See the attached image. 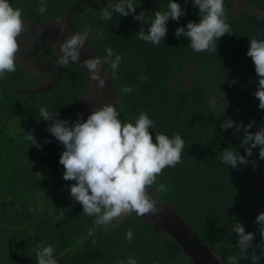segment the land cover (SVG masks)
I'll use <instances>...</instances> for the list:
<instances>
[{
    "label": "trees",
    "instance_id": "1",
    "mask_svg": "<svg viewBox=\"0 0 264 264\" xmlns=\"http://www.w3.org/2000/svg\"><path fill=\"white\" fill-rule=\"evenodd\" d=\"M75 1L48 0L47 11L40 13V0H9L22 9L23 20L36 25L63 20ZM234 1L224 0L231 31L218 39L215 51L194 52L187 38L173 34L189 20L198 22V9L191 0H179L185 14L178 21L169 18L159 45L137 38L136 32L148 25L133 19V14L101 19L97 10L114 0L84 1L72 13L70 27L77 32L91 26L93 34L87 42L97 56H104L107 47L122 55L116 75L109 70L118 118L134 122L145 110L154 121V132L169 136L178 132L185 141L181 162L164 168L148 189L154 198L172 207L224 264H231L233 257L239 264H249L240 259L231 225L239 221L245 234L256 236L254 246L260 243L255 221L264 214V162L259 160V146L247 157L255 168L252 163L233 168L219 157L228 147L245 155L249 145L244 144L243 125L251 123L248 131L255 132L264 124V109L258 108L259 100L253 95L258 75L245 54L248 39L264 33V20L256 13H264V0H241L246 8L240 10L234 9ZM167 3L139 0L136 12L144 11L148 19L155 10H166ZM96 29L103 31V38H95ZM55 51L54 43L37 46V53L47 60L54 58ZM46 62L57 71L51 83H46L48 72L28 74L18 61L16 70L0 81V123L18 122L15 131L0 128V264H37L41 242L53 245L58 264H120L128 256L135 257L137 264H194L172 236L134 213L95 226L94 233L88 234L94 217L84 214L81 204L70 196L67 186L75 181L62 178L63 165L58 163L63 145L46 130L52 121L38 120V111L46 105L57 110L59 118L76 119L72 108L80 104L90 79L79 62L67 67ZM188 67L193 75L186 86L180 77ZM124 85L134 90L122 93ZM226 118L242 125L223 129L220 125ZM149 131L155 142V133ZM159 183L168 190L159 192ZM128 229L133 231L132 243L124 238Z\"/></svg>",
    "mask_w": 264,
    "mask_h": 264
},
{
    "label": "clouds",
    "instance_id": "2",
    "mask_svg": "<svg viewBox=\"0 0 264 264\" xmlns=\"http://www.w3.org/2000/svg\"><path fill=\"white\" fill-rule=\"evenodd\" d=\"M96 2L99 3V0ZM137 3L139 0H114L97 11L101 19L108 21H111L114 14L119 17L133 14L136 21L144 20L148 27L146 30L140 28L136 36L152 45L163 43L169 18L178 21L185 14L179 0H168L166 10H155L151 17L145 19L144 11L136 12ZM191 4L198 9V22L189 20L185 25L177 26L173 34L187 38V46L194 52L215 51L218 39L231 31L224 0H191ZM47 6L48 0H40L38 11L46 12ZM23 31L22 9L14 8L9 0H0V81L6 73L16 70L20 50L17 37ZM57 31L65 36L63 24ZM92 34L91 26L86 25L82 31L66 35L59 44L55 65L67 67L70 63L79 62L89 79L102 89L109 70L112 76L116 75L122 55L107 47L102 57L93 55L81 59V49ZM94 35L96 39H101L104 33L96 29ZM245 54L251 57L254 71L258 75L253 95L259 100L258 108L264 109V33L248 39ZM28 63H32L30 58ZM133 90L134 86L131 85L121 87L122 93ZM210 104L214 106L215 100H211ZM119 116L120 112L115 104L106 102L99 106L93 105L86 119H82L79 113L76 119L59 118L58 111L50 110L46 105H41L38 111V120L52 121L46 130L63 145L58 163L63 165L62 178L75 181L67 186L70 196L81 204L84 214L94 217V227L88 233L90 236L94 233L95 226L106 225L125 213H134L137 217H143L146 213L157 214L160 211L158 201L148 189L157 181L164 168L174 167L181 162L184 151L185 141L182 135L178 132L171 136L164 132H154V121L147 111L141 110L134 122H123ZM234 123L237 128L242 125V122L226 118L220 127L232 128ZM251 127V123L243 125L244 144L249 145L245 148V155H240L231 147L225 148L219 157L223 164L235 168L238 164L252 163L255 168V162L247 160V157L251 156L252 148L257 146L259 160L264 162V124L255 132L248 131ZM149 129L155 133V142ZM29 138L34 140L32 134H29ZM157 190L166 192L168 188L165 183H159ZM255 226L260 243L254 246L255 235L245 234V228L239 221L233 220L231 225V231L237 234L236 247L239 249L240 259L248 260L249 264H260L264 260V214L258 216ZM124 238L132 243L133 231L126 230ZM53 252V245L41 242L36 250L37 264H58ZM249 253L252 254L251 257ZM120 264H137V261L135 257L128 256ZM231 264H239V260L233 257Z\"/></svg>",
    "mask_w": 264,
    "mask_h": 264
},
{
    "label": "water",
    "instance_id": "3",
    "mask_svg": "<svg viewBox=\"0 0 264 264\" xmlns=\"http://www.w3.org/2000/svg\"><path fill=\"white\" fill-rule=\"evenodd\" d=\"M84 1L86 0L75 1L67 10L63 20H49L41 23L38 25L37 31L32 38H26L21 34V36L17 37V40L21 46H35L49 29L58 28L61 24L64 25L65 36L71 35V32L74 31L70 27V17ZM81 52L83 59L96 55L88 42L82 47ZM100 75H103V73H100ZM105 80L106 83L102 89L96 88L100 92L104 102L116 105L115 84L109 74L107 78L105 77ZM44 88L42 87V89ZM158 204L160 211L157 214L146 213L143 215V218L150 220L154 223L155 227H159L162 231L172 236L194 264H224L223 258L217 257L214 251L200 240L198 235L185 224L184 220L172 207L160 201H158Z\"/></svg>",
    "mask_w": 264,
    "mask_h": 264
},
{
    "label": "rangeland",
    "instance_id": "4",
    "mask_svg": "<svg viewBox=\"0 0 264 264\" xmlns=\"http://www.w3.org/2000/svg\"><path fill=\"white\" fill-rule=\"evenodd\" d=\"M233 6H234L235 10H240V9L246 8V4L241 0H235L233 3ZM256 13L259 16L260 20L263 21L264 20V13L261 11H256ZM31 30L32 29L28 28V27H26V29H24L25 32H29ZM46 38H47L48 43H51L52 41H54V43L57 44L56 45V51L54 54V60L56 61V58L59 55V44L65 39V37L62 36L57 31V29L53 28V29L49 30ZM30 50L31 49H28L26 52L29 53ZM40 68L46 69V66L42 65V66H40ZM192 75H193V69L191 67H188L186 72L183 75H181V77H180V79L182 80V83L185 84L186 86H188L189 81H191ZM49 83H51V82H49ZM236 89H237V87H236ZM102 103H103V98H102L100 92L96 88L94 82L89 80L87 83V88L84 91V94L82 96L80 104L78 106H76L75 108H72V111H73L75 116H77V113H79L80 115H87L88 116L93 105L99 106ZM3 127H8L10 131H15V130H17L18 122L15 120H11L10 122L3 121L0 123V128H3ZM10 131H9V133H11ZM120 217H116V219H118Z\"/></svg>",
    "mask_w": 264,
    "mask_h": 264
},
{
    "label": "flooded vegetation",
    "instance_id": "5",
    "mask_svg": "<svg viewBox=\"0 0 264 264\" xmlns=\"http://www.w3.org/2000/svg\"><path fill=\"white\" fill-rule=\"evenodd\" d=\"M23 21H24V29H26V27H28V28H31L32 30L29 32L24 31L21 34L26 38H32L35 35L39 24L36 25V24H33V23L26 21V20H23ZM49 30H51V29H49ZM49 30L44 34L41 41L38 44H36L35 46H24V45L21 46L20 42L18 41V44L20 46V50L18 52V62L25 65V69H26V72L28 74L43 73V71L48 72L50 74V76H49V81H47L46 83L52 82L55 79L56 74H57L56 69L46 61H55V60H54V58L52 60H47L46 58L40 56L37 53V46L40 45L41 43H48L46 37L48 35ZM64 37L66 38V36H64ZM53 43H54V41L51 42V44H53ZM54 44H56V43H54ZM28 49H31L29 51V53L26 52ZM29 58L32 61L31 64L28 63ZM42 65L46 66V69H41L40 66H42Z\"/></svg>",
    "mask_w": 264,
    "mask_h": 264
}]
</instances>
